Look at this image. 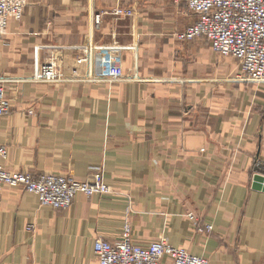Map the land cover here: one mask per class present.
Returning a JSON list of instances; mask_svg holds the SVG:
<instances>
[{
	"label": "crops",
	"instance_id": "0c3cea01",
	"mask_svg": "<svg viewBox=\"0 0 264 264\" xmlns=\"http://www.w3.org/2000/svg\"><path fill=\"white\" fill-rule=\"evenodd\" d=\"M119 6L134 14L114 15ZM196 20L184 0H28L9 23L2 164L80 182L103 168L111 193L56 210L6 188L0 264H98L95 240L118 242L128 225L137 245L165 239L210 264H264V192L253 189L264 83L240 82L239 62L206 39L179 40ZM50 59L70 81L28 82Z\"/></svg>",
	"mask_w": 264,
	"mask_h": 264
},
{
	"label": "built area",
	"instance_id": "2783aa9c",
	"mask_svg": "<svg viewBox=\"0 0 264 264\" xmlns=\"http://www.w3.org/2000/svg\"><path fill=\"white\" fill-rule=\"evenodd\" d=\"M188 10L197 20L178 35L181 41L192 42L206 39L212 50L223 56L232 57L240 64V82L261 85L264 83V0H184ZM28 0H0V42L8 36L9 23L21 21ZM116 16H132L134 10L117 7ZM93 17L95 27H99L102 16ZM70 81L65 71L54 59L45 62L37 74L28 82L63 84ZM8 101L7 81L0 78V121L11 113ZM9 156L8 148L1 143L0 125V213L6 188H22L38 197L41 205L56 210L68 209L78 195L88 197L105 196L111 193L105 183L103 168L96 170L90 182H80L73 177L53 174L32 175L21 171H8L2 164ZM194 220L193 216H189ZM32 226L28 230H32ZM212 232L207 225L199 232ZM95 255L98 264H210L205 257L197 256L184 248H176L165 239H159L147 246L132 241L131 227L125 228L122 239L111 243L103 239L95 240Z\"/></svg>",
	"mask_w": 264,
	"mask_h": 264
},
{
	"label": "water",
	"instance_id": "95a60500",
	"mask_svg": "<svg viewBox=\"0 0 264 264\" xmlns=\"http://www.w3.org/2000/svg\"><path fill=\"white\" fill-rule=\"evenodd\" d=\"M253 189L264 192V176L256 175L253 181Z\"/></svg>",
	"mask_w": 264,
	"mask_h": 264
}]
</instances>
